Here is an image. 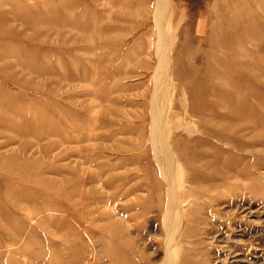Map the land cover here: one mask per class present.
I'll return each instance as SVG.
<instances>
[{
	"label": "rangeland",
	"instance_id": "obj_1",
	"mask_svg": "<svg viewBox=\"0 0 264 264\" xmlns=\"http://www.w3.org/2000/svg\"><path fill=\"white\" fill-rule=\"evenodd\" d=\"M157 1L0 0V264H264V0H171L175 206Z\"/></svg>",
	"mask_w": 264,
	"mask_h": 264
},
{
	"label": "bare ground",
	"instance_id": "obj_2",
	"mask_svg": "<svg viewBox=\"0 0 264 264\" xmlns=\"http://www.w3.org/2000/svg\"><path fill=\"white\" fill-rule=\"evenodd\" d=\"M171 10H172L171 0H158L157 1L156 7H155V21H156V25L158 27L159 36H160L158 40V51L164 57L163 60H160L161 61L160 65H162V69L164 70L168 83L162 82V80L158 81L159 88L156 89L155 91L157 98L156 97L154 98V104L159 105L160 108H156V111H155L156 113L155 115H153L154 117L152 118V122H151L152 123L151 125L152 136L151 137L153 141L155 155L156 157L161 158V163L159 164L160 172L164 174V176L166 177V181L168 185L170 186V192L168 194V197L170 198V201L173 203V206H175V204H179L180 202L179 198H181V193H179L178 189H176L175 182H174L175 181L174 178L176 174L179 172L178 164L175 163L176 162L175 159L179 161V159L181 160L183 157H185L189 160L191 159V157H194V158L199 157L201 153L199 151L191 150L190 154H188L187 149H184L183 145L177 142L175 147H173L174 144L169 143L168 138H167L168 137L167 136L168 134L167 124L165 123L166 109L161 108V105H165L161 103V98L164 100V98L170 97L171 87H172L171 83H169L170 79L168 76L171 63H170V60L167 59V56L168 54H170L169 52L171 51L169 50L171 38L168 33L169 28H167L169 25V19H170L171 12H172ZM162 20H163V26H162ZM155 99L157 101L156 103H155ZM155 146L157 148H155ZM196 180L197 178H193V177L191 178L187 177L186 179L187 182L191 181L192 183H194ZM205 181L210 182L211 179L206 178ZM153 182H154L153 188L155 189L163 188L158 178L155 177ZM176 184H177V181H176ZM159 196H160L159 198L162 200L165 197L163 193L159 194ZM202 199L205 200L207 198H202Z\"/></svg>",
	"mask_w": 264,
	"mask_h": 264
}]
</instances>
